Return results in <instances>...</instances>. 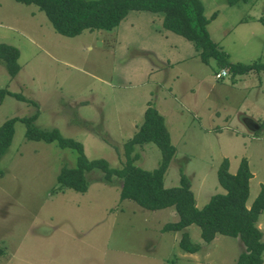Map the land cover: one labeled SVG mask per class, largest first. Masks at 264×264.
<instances>
[{"label": "rangeland", "instance_id": "374dc122", "mask_svg": "<svg viewBox=\"0 0 264 264\" xmlns=\"http://www.w3.org/2000/svg\"><path fill=\"white\" fill-rule=\"evenodd\" d=\"M201 1L207 17L215 14L209 35L230 62L264 61V0ZM156 15L132 10L112 29L68 37L36 5L0 0V43L19 50L20 64L11 78L0 60V88L29 100L7 94L0 124L37 114L36 127L57 128L81 142L88 159L116 167L150 103L176 148L164 187L178 185L185 174L201 208L224 192L220 162L227 158L235 173L244 157L252 173L249 206L264 184V70L233 79L225 68L227 75L215 78L222 65L202 62L194 44L165 29ZM24 134V122L16 120L0 155V264H236L238 237L216 235L207 244L192 224L186 230L200 249L183 252L180 232L161 231L178 219L173 207L149 210L120 200V180L105 181L97 169L86 173V192L56 191L60 168L75 166L77 152ZM134 150L135 165L157 167L161 152L154 143ZM258 227L264 238V212Z\"/></svg>", "mask_w": 264, "mask_h": 264}, {"label": "trees", "instance_id": "16d2710c", "mask_svg": "<svg viewBox=\"0 0 264 264\" xmlns=\"http://www.w3.org/2000/svg\"><path fill=\"white\" fill-rule=\"evenodd\" d=\"M24 4H34L42 10L52 27L61 35L73 37L84 30L112 29L126 17L129 11H151L162 16L165 29L176 33L194 44L200 60L208 63L216 59L227 69L234 79L249 72L264 70V61L251 63L230 62L227 53L220 49L208 32L207 25L215 17L204 14L201 0H15ZM248 0H226L229 5ZM264 22V19H261ZM19 50L11 45L0 43V60L13 78L20 70ZM225 77V76H224ZM223 78V77H222ZM220 79V78H219ZM21 101H29L22 94L0 88V104L7 95ZM37 114L29 117H12L0 124V155L12 141L14 123L22 120L25 124V138L28 140L53 142L60 148H72L77 152L73 167L62 166L56 176V191L67 189L84 193L88 189L86 173L97 169L105 181L117 178L121 182L119 199H129L149 210L173 207L178 219L167 222L161 231L180 232L178 246L181 251L195 253L199 243L190 239L186 228L195 224L200 228L203 242L211 243L216 235L238 237L242 251L236 264H264V238L258 227L260 215L264 212V184L256 197L247 205L249 180L252 173L248 160L241 158L235 173L229 171V160L224 158L217 168V180L224 192L213 194L201 208L195 203L189 178L181 173L179 184L164 187L163 178L176 148L171 142L164 117L148 103L143 113V121L137 131L123 144L125 161L112 167L104 158L88 159L81 142L63 136L57 128L41 129L33 124ZM154 143L161 152L160 161L151 171L135 165L138 153L135 146Z\"/></svg>", "mask_w": 264, "mask_h": 264}, {"label": "built area", "instance_id": "2783aa9c", "mask_svg": "<svg viewBox=\"0 0 264 264\" xmlns=\"http://www.w3.org/2000/svg\"><path fill=\"white\" fill-rule=\"evenodd\" d=\"M227 75V71L225 69H222L219 73L216 74V78L219 79V78H222L224 76Z\"/></svg>", "mask_w": 264, "mask_h": 264}, {"label": "crops", "instance_id": "0c3cea01", "mask_svg": "<svg viewBox=\"0 0 264 264\" xmlns=\"http://www.w3.org/2000/svg\"><path fill=\"white\" fill-rule=\"evenodd\" d=\"M155 18L157 19L158 18V21L159 22H161L162 23V16H155ZM210 23V22H209ZM169 31V30H168ZM241 76H243V75H241ZM216 78V77H215ZM170 94V93H169ZM157 108V107H156ZM158 110V109H157ZM159 111V110H158ZM160 112V111H159ZM163 116V115H162ZM164 121H165V118H164ZM260 217H261V215H260Z\"/></svg>", "mask_w": 264, "mask_h": 264}]
</instances>
